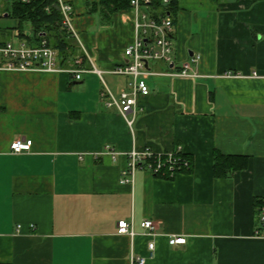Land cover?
I'll return each instance as SVG.
<instances>
[{"label": "crops", "instance_id": "1", "mask_svg": "<svg viewBox=\"0 0 264 264\" xmlns=\"http://www.w3.org/2000/svg\"><path fill=\"white\" fill-rule=\"evenodd\" d=\"M66 1L86 65L103 78L0 69V264H130L132 253L146 264H264V238L254 236L264 198V0H179L173 60L150 63L158 74L128 114L132 125L102 93L130 91L132 77L111 70L129 61L134 14L108 19L92 9L98 0ZM5 21L3 41L17 34ZM198 54L197 75H177ZM18 137L33 140L29 151H11ZM177 145L190 170L168 178L138 168L121 182L134 148ZM217 152L244 156L247 167L218 176ZM148 218L155 236L141 226ZM120 220L134 236L118 231ZM174 234L187 243L171 245Z\"/></svg>", "mask_w": 264, "mask_h": 264}, {"label": "built area", "instance_id": "2", "mask_svg": "<svg viewBox=\"0 0 264 264\" xmlns=\"http://www.w3.org/2000/svg\"><path fill=\"white\" fill-rule=\"evenodd\" d=\"M4 2L21 1L29 3L31 0H0V6ZM170 0H163L168 4ZM152 0H131V12L134 14L135 38L125 49V55L129 61L125 64H119L111 70V73L118 75H128L132 77L129 82L130 91L123 90L120 97H116L110 89L102 93L105 103L108 107H116L119 112L126 118L133 111L137 104L138 95L149 96L151 93L147 77L157 75L153 71L150 63L153 61L173 60V32L174 19L169 13H164L162 9H154ZM55 5L61 11V26L63 29L71 32L78 40V32L74 23L73 5L66 0H57ZM150 8L149 11H142V7ZM50 9V7H47ZM5 16V9L0 7V19ZM18 36V35H17ZM200 55H194L190 61L185 62L177 75L196 76L190 73L191 63L198 62ZM92 63V62H91ZM0 69L12 71H43V72H67L73 78L79 80L85 72H95L103 78V70L98 68L94 63L88 68L84 57L77 56L68 65H61L57 50L50 45L46 38L40 40L36 45L29 44L26 40L18 37L17 42L13 39L3 41L0 39ZM175 74V73H170ZM256 76V73L253 74ZM128 119V118H127ZM132 125L133 120L128 119ZM31 138H15L10 145L11 151L20 153L29 151L32 147ZM109 147V146H108ZM113 157L118 154L111 150ZM129 163L123 171L122 183L132 182L135 171L138 168H147L156 175L168 172L170 176H175L177 172L189 169L191 166L190 159L186 156L181 145L168 151H156L147 146L142 149L134 148L128 153ZM257 209V226L254 230V236L264 238V198ZM148 234L157 235V224L153 219H144L141 222ZM20 227V225L18 226ZM120 233L135 235L133 224L127 220H120L118 223ZM171 245H182L187 243V237L184 235L174 234L169 237ZM151 252L155 250V241L151 240L148 244ZM147 257L142 255L131 254L130 264H146Z\"/></svg>", "mask_w": 264, "mask_h": 264}, {"label": "trees", "instance_id": "3", "mask_svg": "<svg viewBox=\"0 0 264 264\" xmlns=\"http://www.w3.org/2000/svg\"><path fill=\"white\" fill-rule=\"evenodd\" d=\"M56 1L31 0L29 3L12 1L9 7L5 9L4 17L16 20V25L12 30H16L18 37L26 40L29 44L36 45L41 39L46 38L50 45L57 50L61 65H68L77 56H82L86 60L79 41L71 32L62 28V14L55 5ZM213 1L218 2L220 0ZM151 3L154 9H162L164 13L172 15L173 19L176 18L179 0H170L168 4H165L163 0H152ZM91 5H93L92 9L100 10L108 19L115 12L131 10L132 8L131 0H98ZM47 7H50V9H47ZM25 24H29V30H26ZM186 156L190 159L191 166L189 169L184 170H190L192 168V160L188 154ZM247 161L248 159L244 156L225 155L217 152L214 170L218 176H228L236 170L246 168ZM160 176L172 177L168 172H164ZM260 202L261 199L256 200V208Z\"/></svg>", "mask_w": 264, "mask_h": 264}, {"label": "rangeland", "instance_id": "4", "mask_svg": "<svg viewBox=\"0 0 264 264\" xmlns=\"http://www.w3.org/2000/svg\"><path fill=\"white\" fill-rule=\"evenodd\" d=\"M9 5H10V3L9 2H4L3 1V3H2V5L0 6L1 7V9H6L7 7H9ZM1 19H5V20H7V21H5V23H6V25L7 26H14V25H16V20L15 19H13V18H8V17H3V18H1ZM0 19V20H1ZM25 27H26V30H29V28H30V26H29V24H25ZM13 28H11V30H12ZM16 31V30H15ZM79 30L77 29V32H78ZM79 33V32H78ZM6 39H13V41H15V42H17V39H18V36H17V34H15V33H13V34H8L7 36H6ZM78 41H79V43H80V40L78 39Z\"/></svg>", "mask_w": 264, "mask_h": 264}]
</instances>
